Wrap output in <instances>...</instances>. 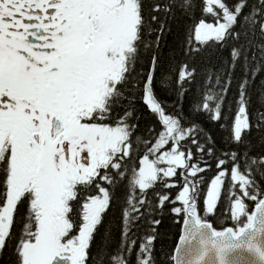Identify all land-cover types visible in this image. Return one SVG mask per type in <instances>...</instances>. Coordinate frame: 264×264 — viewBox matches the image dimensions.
Here are the masks:
<instances>
[{"label":"snow or ice","instance_id":"1","mask_svg":"<svg viewBox=\"0 0 264 264\" xmlns=\"http://www.w3.org/2000/svg\"><path fill=\"white\" fill-rule=\"evenodd\" d=\"M0 264H264V0H0Z\"/></svg>","mask_w":264,"mask_h":264},{"label":"trees","instance_id":"2","mask_svg":"<svg viewBox=\"0 0 264 264\" xmlns=\"http://www.w3.org/2000/svg\"><path fill=\"white\" fill-rule=\"evenodd\" d=\"M221 55H226V53H221Z\"/></svg>","mask_w":264,"mask_h":264}]
</instances>
